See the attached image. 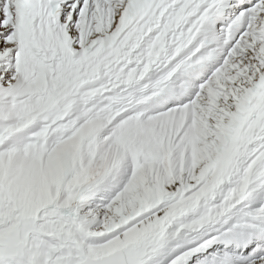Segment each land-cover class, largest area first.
Masks as SVG:
<instances>
[{"label":"snow or ice","instance_id":"obj_1","mask_svg":"<svg viewBox=\"0 0 264 264\" xmlns=\"http://www.w3.org/2000/svg\"><path fill=\"white\" fill-rule=\"evenodd\" d=\"M0 264H264V0H0Z\"/></svg>","mask_w":264,"mask_h":264}]
</instances>
